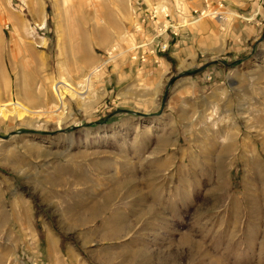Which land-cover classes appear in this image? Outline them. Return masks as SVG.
Segmentation results:
<instances>
[{"label": "rangeland", "instance_id": "rangeland-1", "mask_svg": "<svg viewBox=\"0 0 264 264\" xmlns=\"http://www.w3.org/2000/svg\"><path fill=\"white\" fill-rule=\"evenodd\" d=\"M134 1L0 0V102L41 111L0 118V264H264V0L250 38L141 0L186 26L165 76L132 67Z\"/></svg>", "mask_w": 264, "mask_h": 264}, {"label": "crops", "instance_id": "crops-1", "mask_svg": "<svg viewBox=\"0 0 264 264\" xmlns=\"http://www.w3.org/2000/svg\"><path fill=\"white\" fill-rule=\"evenodd\" d=\"M194 1L196 0H192L191 2ZM213 3L218 5V10L209 13V16L217 15L221 21L223 19L222 22H227L230 17L232 18L231 24L228 27V35L233 32L234 28L239 27L241 28V33L247 34V38L257 33V24H259L263 16L262 12L258 14L254 12L256 6L252 0H213ZM133 4L135 14L138 16L142 26V32L139 48L136 51L134 50V54L137 52V57L133 56L131 60L133 63L132 67L135 64H140L143 65L142 69H149L152 73L158 68V72H161V75L165 76L171 66L167 54L180 47L178 36L183 31V28L186 27L179 21V9L169 10V8H160L161 11L165 12L167 10L169 12L164 16L158 17L156 13L152 12L148 4L142 3L141 0H135ZM241 9L245 12H240ZM203 14L201 15L202 17ZM242 19L248 20L250 23ZM200 20L203 21L204 17L195 21V23H198ZM163 45L168 47L167 50H163ZM218 66V63L214 64L213 70L204 74L203 81L206 85L211 84L215 78L221 76L224 69ZM204 67L207 68V65Z\"/></svg>", "mask_w": 264, "mask_h": 264}, {"label": "bare ground", "instance_id": "bare-ground-1", "mask_svg": "<svg viewBox=\"0 0 264 264\" xmlns=\"http://www.w3.org/2000/svg\"><path fill=\"white\" fill-rule=\"evenodd\" d=\"M209 14L204 13L203 17H207ZM221 18V17H220ZM220 20V19H219ZM221 21V20H220ZM223 21V19H222ZM221 21V22H222ZM61 39V38H60ZM59 39V40H60ZM62 42V39L60 40ZM87 49V48H86ZM83 58V57H82ZM86 61V60H85ZM84 61V62H85ZM83 62V61H82ZM62 63V62H61ZM61 67L63 68V66L61 65ZM65 68H63L62 70H64ZM66 71V69H65ZM100 71L99 68L94 69L86 78L85 82L89 85L92 86V80H93V76L95 77L96 74H98V72ZM83 84V83H82ZM60 86H58V84H56V87H53V96L57 101V106L59 107V109H63V111H65V107H66V102H65V93L62 91V89L66 90V92L70 93L72 95V97H79V99H81L82 101L85 100V96L84 92L79 91L77 88H75L73 85H71L68 81H66L65 79L60 81ZM83 86V85H82ZM86 87V86H85ZM62 88V89H61ZM92 88V87H91ZM1 92V91H0ZM1 96V95H0ZM41 111H37L34 110L33 108H31L29 105H26L25 103H22L20 101L17 102H12V101H6L4 103L0 102V118H2L3 121H19V122H26L32 119H35V117L39 118L41 115ZM100 213V212H99ZM88 214V213H87ZM81 215V214H79ZM88 216V215H87ZM50 237V235L48 236ZM52 237V236H51ZM49 240V239H48ZM50 248L48 249V254L51 255L52 254V243L48 241ZM59 260V259H58ZM57 260V261H58Z\"/></svg>", "mask_w": 264, "mask_h": 264}, {"label": "built area", "instance_id": "built-area-1", "mask_svg": "<svg viewBox=\"0 0 264 264\" xmlns=\"http://www.w3.org/2000/svg\"><path fill=\"white\" fill-rule=\"evenodd\" d=\"M215 16L219 18V16H217V15H215ZM220 17H221V15H220ZM165 47L167 48V46H165V45L162 46V48H165Z\"/></svg>", "mask_w": 264, "mask_h": 264}]
</instances>
